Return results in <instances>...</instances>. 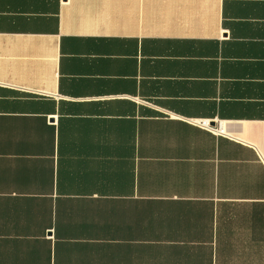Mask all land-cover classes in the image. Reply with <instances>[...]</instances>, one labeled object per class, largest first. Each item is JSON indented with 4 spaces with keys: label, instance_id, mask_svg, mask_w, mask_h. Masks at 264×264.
Wrapping results in <instances>:
<instances>
[{
    "label": "crops",
    "instance_id": "obj_1",
    "mask_svg": "<svg viewBox=\"0 0 264 264\" xmlns=\"http://www.w3.org/2000/svg\"><path fill=\"white\" fill-rule=\"evenodd\" d=\"M0 264H264V0H0Z\"/></svg>",
    "mask_w": 264,
    "mask_h": 264
},
{
    "label": "built area",
    "instance_id": "obj_2",
    "mask_svg": "<svg viewBox=\"0 0 264 264\" xmlns=\"http://www.w3.org/2000/svg\"><path fill=\"white\" fill-rule=\"evenodd\" d=\"M189 122H190V124H192L198 128H201L203 130H206L212 134L223 135V131L221 129L220 124L212 125L206 120H191Z\"/></svg>",
    "mask_w": 264,
    "mask_h": 264
}]
</instances>
